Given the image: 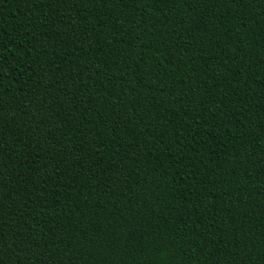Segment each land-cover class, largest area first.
<instances>
[{"label": "trees", "instance_id": "1", "mask_svg": "<svg viewBox=\"0 0 264 264\" xmlns=\"http://www.w3.org/2000/svg\"><path fill=\"white\" fill-rule=\"evenodd\" d=\"M0 264H264V0H0Z\"/></svg>", "mask_w": 264, "mask_h": 264}]
</instances>
